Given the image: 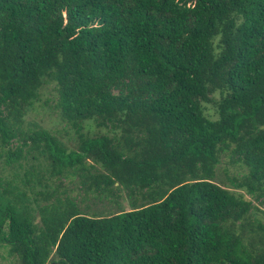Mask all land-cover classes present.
Listing matches in <instances>:
<instances>
[{
    "label": "trees",
    "instance_id": "trees-1",
    "mask_svg": "<svg viewBox=\"0 0 264 264\" xmlns=\"http://www.w3.org/2000/svg\"><path fill=\"white\" fill-rule=\"evenodd\" d=\"M48 82L72 141L24 125ZM0 165L20 264H264V0H0Z\"/></svg>",
    "mask_w": 264,
    "mask_h": 264
},
{
    "label": "rangeland",
    "instance_id": "rangeland-1",
    "mask_svg": "<svg viewBox=\"0 0 264 264\" xmlns=\"http://www.w3.org/2000/svg\"><path fill=\"white\" fill-rule=\"evenodd\" d=\"M56 101V91L54 89V84L48 82L40 90V99L35 102L26 114L24 125L26 128L35 129L37 127L46 129L50 131L53 135L59 137L65 142L72 141L75 138V134L71 126L64 121L59 113L54 108V103ZM74 143H72L73 145ZM15 146V144H13ZM233 159H236L234 157ZM2 166L0 165V174L10 175L11 171L5 169L1 172ZM245 171L244 166H242L239 161L232 162L231 157L227 155H222L220 163L217 165L216 174L217 181L223 186H231L228 178L233 176H240ZM60 182L65 184L70 190H74L72 194L77 198L84 197L83 194L86 188V184H82L80 178L77 175H67L62 177ZM89 199L87 202H91V196L86 195ZM246 199H251V197L244 193ZM124 190L114 189L108 197H102L101 200H96L93 210H111L116 209L117 203L122 205L125 203L127 205L128 200ZM116 201V202H115ZM254 205L264 210V205L258 201L253 200ZM0 264H20L17 256L11 255L8 252V246L6 244L0 245Z\"/></svg>",
    "mask_w": 264,
    "mask_h": 264
}]
</instances>
